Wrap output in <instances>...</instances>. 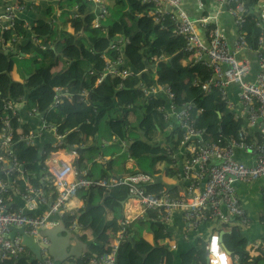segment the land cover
<instances>
[{
	"label": "trees",
	"instance_id": "trees-1",
	"mask_svg": "<svg viewBox=\"0 0 264 264\" xmlns=\"http://www.w3.org/2000/svg\"><path fill=\"white\" fill-rule=\"evenodd\" d=\"M73 1L77 4L79 15L72 25L74 33L61 31L62 41L53 48L46 41H41L39 45L34 42L21 44L20 41L26 39L27 33L24 22L18 17L12 27L0 32V38L4 41L15 38V45L20 42V53L23 54L19 59L13 55L0 54V118L4 114L3 106L6 102L10 101L14 105L24 103L28 112L42 114V121L55 129L59 135L60 147L76 149L78 155L73 166L78 175L85 171L84 177L90 180L107 179L112 177L110 171L114 164L123 166L130 160L135 163L138 171L155 177V181L143 186L146 193L177 197L175 189H168L157 178L164 174L175 183L182 180L177 161L166 154V150L170 149L167 147L169 141L172 142L174 150L180 147L179 132L162 121L153 111L154 103L146 102L139 89L140 82L150 84L149 79L154 72L151 58H167L156 65L155 72L159 83L169 85L178 102H190L194 107L193 113L200 111L195 127L202 130L209 139L217 137L221 123L232 121L231 111L220 102L216 90L205 94L193 85L195 79H208L209 70L184 52V41L175 34L169 21L162 25L153 23L148 16L152 9L151 4L142 3V0H103L107 14L100 20L99 27L93 28L91 24L95 16L94 3L86 0ZM240 2L246 11L241 32H245L246 42L255 47L258 35L256 7L257 4L264 3V0ZM50 14L51 9L48 8L46 16ZM104 21L107 22L106 25ZM53 29L42 21L33 29V34L43 39L54 34ZM80 31L82 34L75 37ZM117 37L121 38V43L117 42ZM57 52L61 57L56 56ZM120 52L124 67H130L139 74L123 81L115 76H103L97 82L105 64L103 57L113 61ZM59 61L62 62V68L56 71ZM146 64L153 66V69L146 68ZM14 65H17L23 78L29 76L23 82L12 80L10 73ZM55 87L67 91L70 98H61L59 105L52 109ZM130 109L138 114L133 123L130 121L131 114L128 113ZM147 119L151 121L149 124ZM241 122L238 121L234 128L238 129ZM1 125L0 120V128ZM13 128L16 143L11 151L14 156L22 158L21 174L29 179L33 187L43 186L34 174L43 172L45 159L59 146H46L40 150L35 145L17 142L19 134L26 135L30 130L27 125L15 122ZM18 129L21 133H17ZM101 138H105L108 143L101 144ZM122 142H131L126 151L120 145ZM107 154L113 158L108 159L104 168L98 159H103ZM156 164H161L162 167L154 169ZM17 187L23 191L24 184L18 180ZM43 188L48 190L46 184ZM79 192L80 199L84 203L88 202L92 208L82 214V210L73 213L63 211L61 221L66 228L75 223L80 226V231L91 233L88 253L76 262L85 264L87 258L111 251L114 235L119 229L118 221L123 219L121 203L127 201L129 194L125 186L108 190L91 187ZM10 195L13 199L16 193L11 191ZM99 201H103V204H98ZM107 211L112 213L110 220L106 218ZM146 218L143 223L134 220L126 228L125 238L117 251L118 264H173L170 249L159 245L167 237L164 223L151 211L147 212ZM144 231L153 235L154 243L157 244L155 247L143 239ZM236 236V232H233L223 238L225 247L232 253L233 264H262L261 257L248 253V243L244 240L232 244L227 239ZM80 239L86 241L85 236ZM130 239L134 248L129 242ZM143 255L144 259L141 257ZM184 261L186 264H207L204 247L189 252ZM3 264L36 263L29 258H20L16 262L8 261Z\"/></svg>",
	"mask_w": 264,
	"mask_h": 264
},
{
	"label": "built area",
	"instance_id": "built-area-1",
	"mask_svg": "<svg viewBox=\"0 0 264 264\" xmlns=\"http://www.w3.org/2000/svg\"><path fill=\"white\" fill-rule=\"evenodd\" d=\"M97 3L99 13L93 22L94 28H98L100 20L106 16V8L98 1ZM142 3L151 4L152 9L148 16L152 18L153 23L162 25L169 21L175 34L184 41V52L209 70L208 79H195L193 85L205 94L216 90L220 102L231 111L232 121L219 125L216 138L209 139L205 136L202 130L195 127L200 111L193 113L194 107L190 102H178L172 88L169 85H161L158 81L156 65L167 58L152 57L154 72L149 79L150 84L140 82L139 89L146 102L154 103L153 111L179 132L180 146L184 150V159L181 160L184 178L189 179V185L183 190V194L172 197L168 194L156 196L146 193L143 186L153 182V175L138 170L124 177L90 180L84 177V171L78 175L75 168L68 163L57 164L51 153L44 161L43 172L38 176V181L48 186V190H44L42 186L33 187L29 183V179L21 174L22 158L12 154L11 149L16 143L13 123H20V120L15 112L16 105L10 101L6 102L3 106L4 114L0 118V264L31 256L21 243V235L16 234L10 239L11 227L23 228L24 235L39 240L40 259L36 264H53L48 251L49 239L41 232L55 225L49 219L52 216L61 217L70 198L76 196L78 191L91 187L105 190L117 186L127 187L128 200H133L144 215L148 211L156 213L164 224L170 221L174 210L182 212L187 229H195L209 221L219 222L220 225L231 227L233 230H236L235 227L249 224L248 214L235 186L238 183H255L264 178V3L256 7L258 35L255 47L246 42L241 32L246 11L240 0H215V9H211L207 14L200 13L197 19L189 17L182 0H142ZM221 6L227 8L236 26V37L231 47L228 46L225 33L217 20ZM202 7L199 2L198 9L201 10ZM22 9L23 6L19 4L5 6V14L2 17L5 24L0 20V32L13 26L17 14ZM14 41L15 38L7 41L0 38V46H9ZM204 41L208 45H205ZM245 51L255 54L256 71H253L248 59L240 56ZM103 58V72L97 82L108 75L115 76L120 81L135 75L129 68L124 67L121 52L113 61ZM53 90L52 109L59 105L61 98H70L64 89L55 87ZM238 121H242L241 126L235 129L234 125ZM44 126L53 130L56 139H59L52 127L45 123ZM17 133H21L19 129ZM19 141L25 145H33V133L19 134L17 142ZM238 152L247 155L248 165L235 160ZM166 154L176 160L170 149L166 150ZM18 180L24 184L23 191L17 187ZM203 180L205 183L201 187ZM11 191L21 197L24 208H15L11 204ZM262 198L264 200V188ZM34 202L46 205V211L39 215L28 212L35 206ZM222 208L226 210L227 216H224ZM131 222L129 217L123 216V219L118 221L119 229L114 235L111 251L98 257H89L85 264H118V247L124 240L126 228ZM71 229L80 230V226L73 223ZM204 250L207 264H233L217 233L209 235ZM247 251L251 256L261 257L264 264V240L248 243Z\"/></svg>",
	"mask_w": 264,
	"mask_h": 264
},
{
	"label": "crops",
	"instance_id": "crops-1",
	"mask_svg": "<svg viewBox=\"0 0 264 264\" xmlns=\"http://www.w3.org/2000/svg\"><path fill=\"white\" fill-rule=\"evenodd\" d=\"M86 1L94 3L93 12L95 11V16L91 24V26L93 27V22L96 20V17L98 15L97 13L99 11V4L97 3V1L99 3L101 2L100 4H102L105 8H106V4L103 2V0H86ZM182 2L185 11L192 19H197L200 13L207 14L211 9H215V0H182ZM199 2L203 5L201 10L198 9ZM10 4H19L23 6V9L17 14V17L24 22V26L26 28V33H27L26 39L20 41L21 44L23 45L26 42H34V44L39 45L41 44V41H46L53 48L55 45L60 44L62 41L61 37L63 36V33H61V31L67 32L69 34L74 33V29L72 25L74 24L73 23L74 20H76L79 17V15L77 14V4L73 0H0V20L2 21L3 24H5V22L2 20V17L5 14V6H8ZM48 8L51 9V14L47 17L46 15ZM106 14H107V9H106ZM217 20L223 32L225 33L228 46L231 47L232 42L236 37V26L234 20L228 14L227 8L225 6H221L219 8ZM42 21L51 25L54 28L53 30H55L54 34L48 35L43 39L33 34V29L38 25L39 22ZM80 34H82V31L75 34V37H78ZM243 36H245L244 31H243ZM118 38L119 37H117L118 41L119 39L121 40V38L119 39ZM205 38L206 36L205 34H203V39ZM20 42L16 44H20ZM13 44L14 43L10 44L9 46H5L3 48L0 47V54L3 53L4 55L6 51L14 53L15 44L14 45ZM204 44L208 45V43L205 41ZM13 56H16L18 59L23 56V54L20 53V45L18 51L15 52ZM56 56L61 57V54L57 52ZM240 56L248 59L251 62L253 71L257 70V61L255 54H253L252 52L245 51L242 52ZM59 62L60 63L56 67V71H59L62 68V62L61 61ZM10 76L12 80L17 82H23V79L29 77L28 75H26L23 78L19 73L17 65H14V68L11 71ZM128 111H129L128 113L131 114L130 121L133 123L138 114L132 109ZM15 112L16 115L18 116V119L20 120V123L23 125H27L31 133L35 132V134L33 135V142L35 146H37L40 150L45 148L46 146H50V147L55 146L56 136L53 133V130L44 126V122L42 121L43 118L42 114L35 113L34 111L28 112L24 103H18L16 105ZM150 119L146 120L148 124L151 122L149 121ZM169 127L171 126L169 125ZM171 128L175 129V127H171ZM107 143L108 141H106L105 138H101V144H107ZM127 143L131 144V142H125V143L122 142L120 144L122 147H124V151H126L125 146ZM169 143L172 144L171 141H169ZM169 143L167 144L168 148H170ZM170 151L175 155L177 163L179 158H181V160L184 159L183 157L184 150L181 146L175 150L170 148ZM175 151H177V153H175ZM77 155L78 154L76 153V149L74 147L68 148V147L59 146L55 151L51 153L52 159H54L57 164L68 163L72 166L74 165V160L77 158ZM236 157L237 158L239 157L241 163L245 165L248 164L247 156H245L244 153L238 152L236 153ZM109 158H113V157H110V154H107L106 156H104L103 159H98V162L105 168L106 167L105 163L108 161ZM89 167L90 165H88V168ZM160 168L161 167H157L156 169H160ZM135 170H138L135 163L128 160L123 166H120L119 164H114L111 167L110 175L112 177H124L126 175L132 174V172ZM40 172H35L34 174L35 178L38 179ZM71 178L73 177H70V179ZM184 180L186 181V178H184ZM184 180L182 179L181 181L175 183L171 181L169 178L165 177L164 174L161 175V177L157 178V181L166 185L168 189L170 190L175 189L177 191V196L183 194V190H181V187L184 183ZM153 181H155L154 176H153ZM263 188H264V178L259 179L255 183L236 184L235 186L236 193L239 196L240 201L244 207L245 212L248 214L250 221L247 226H241L238 228L235 227L236 230H233V232H236L237 234L236 238L233 239H231L230 237L227 238L231 241L232 244L233 243L238 244L239 241H243V240L245 241V243H253L255 241L264 240V200L262 198ZM79 194L80 192L77 193L76 196L68 200V202L66 203L67 212L73 213L75 211H80V210H82L83 212L86 203H84L80 199ZM101 202L102 201H99L98 204H101ZM11 204L14 205L15 208H20V209L24 208V202L19 195H16L13 198V202H11ZM46 209H47L46 205L43 206V205L35 204L33 209L28 212L39 215L45 212ZM25 211L26 213H28L27 210ZM222 211L226 213V210L224 208H222ZM143 215L144 214L142 213V210L139 208L138 205L135 204L133 200H127L126 202H124L123 205L124 217H129L132 221L136 220L139 223H143L146 218L147 212L144 215L145 217L141 219ZM182 215L183 214L180 210L173 211L170 217V221L164 224L165 233L167 237L164 241L159 242V245H163L165 248L170 249V252L173 257V264H186L184 261V257L189 252H192L194 250H200L202 246L204 247V244L210 234L212 233L218 234L221 230L225 232V235L223 236L224 238L226 235H231V233H233L231 232V228L228 230L226 226H222L219 224V222L216 223L214 221L202 223L195 229H187ZM53 217L56 220V222L54 221L55 225H60L63 228H65L66 225L61 221V218L59 216H52L51 218ZM106 218L108 220L112 218V213L110 211H107ZM229 219L231 221V218ZM68 229L72 230L71 226ZM74 230L75 229H73L72 231ZM77 235L79 239L81 236H85L86 241L80 239L81 242L87 244L91 242L90 241L91 233L89 231H79ZM142 235H143L142 236L143 239L147 243H149L153 247L157 245L154 243L153 235L151 233L144 231ZM223 240H222V244L225 247ZM86 249L88 250V246L86 247ZM225 249L229 251V249H227L226 247ZM85 255H86L85 252H83L79 259L84 258ZM230 256H232L231 252H230ZM141 257L142 259H144L145 255ZM76 262L77 260L73 259L70 264H76Z\"/></svg>",
	"mask_w": 264,
	"mask_h": 264
},
{
	"label": "water",
	"instance_id": "water-1",
	"mask_svg": "<svg viewBox=\"0 0 264 264\" xmlns=\"http://www.w3.org/2000/svg\"><path fill=\"white\" fill-rule=\"evenodd\" d=\"M19 45L20 44H16L14 46V49H15L14 53L18 51ZM14 53L6 51L4 54L7 56H12ZM145 66L146 68H149L150 70L153 69V66H150L149 64H146ZM129 69L134 74L137 73L135 70L131 69L130 67ZM129 145L130 143L126 144L125 150L128 149ZM169 146L170 148L173 149V145L171 143H169ZM175 153H177V151H175ZM235 160L240 162L239 157L237 158L236 155H235ZM177 166H178L181 178L184 180V172H183L181 158L178 159ZM204 183H205V180L201 181L200 186L203 187ZM188 185H189V179L186 178V181L184 180L181 190H184ZM102 204H103V201L101 202V205ZM121 205L123 206L124 202H122ZM91 208L92 206L88 202H86L82 213L89 211ZM226 213L223 212L224 216H227ZM79 215L77 217H79ZM49 221L56 222L54 217L50 218ZM78 232H79L78 229H75L74 231H72L66 228V226L65 228H63L60 225H54L51 228L45 229L41 232L42 235L48 237L49 239L50 244L48 246V251H49V255L54 261V264H65V263L70 264L73 259L78 260L81 257L83 252H85V254L88 253V250L86 249L88 244L80 241L77 235ZM16 233L21 235V243L26 248H28V250L32 254L30 261H38L40 259L39 240L24 235L23 228H15V227H11V232L9 233L10 239H13ZM224 235H225V232L220 230V232L218 233V236L220 238V243L222 247L224 248V250L230 255V252L227 251L222 244ZM129 242L132 244V248H134V243L132 242L131 239L129 240Z\"/></svg>",
	"mask_w": 264,
	"mask_h": 264
},
{
	"label": "clouds",
	"instance_id": "clouds-1",
	"mask_svg": "<svg viewBox=\"0 0 264 264\" xmlns=\"http://www.w3.org/2000/svg\"><path fill=\"white\" fill-rule=\"evenodd\" d=\"M244 38H245V36H244ZM3 48V47H2ZM109 76V75H108ZM47 125V124H46ZM54 129V128H53ZM55 130V129H54ZM33 133V135L35 134V132H32ZM59 140V139H58ZM58 140L56 139L55 141H56V144H55V146H53V147H57V146H59V144H58ZM33 145H34V143H33ZM52 153V152H51ZM245 156H247V155H245ZM241 163V162H240ZM243 164V163H242ZM246 165H248V164H246ZM85 172V171H84ZM80 175V174H79ZM42 184V183H41ZM43 185V184H42ZM44 186V185H43ZM42 186V187H43ZM128 200V199H127ZM64 211H67V210H64ZM61 218V217H60ZM133 222V221H132ZM80 231V230H79ZM17 234V233H16ZM15 234V235H16ZM18 235H20V234H18ZM28 249V248H27ZM29 251V250H28ZM30 252V251H29ZM32 257V254H31V256L30 257H27V258H29V260H30V258ZM21 258H26V257H21ZM32 262H35L36 263V261H32ZM53 264H54V261H53Z\"/></svg>",
	"mask_w": 264,
	"mask_h": 264
},
{
	"label": "rangeland",
	"instance_id": "rangeland-1",
	"mask_svg": "<svg viewBox=\"0 0 264 264\" xmlns=\"http://www.w3.org/2000/svg\"><path fill=\"white\" fill-rule=\"evenodd\" d=\"M100 3H101V2H100ZM101 5H102V4H101ZM103 23L106 25L107 22L104 21ZM157 167H162V166H161V164H156V165H154L153 168L155 169V168H157ZM226 227H227V226H226ZM230 228H231V227H227L228 230H229ZM231 232H233V229H232V228H231Z\"/></svg>",
	"mask_w": 264,
	"mask_h": 264
}]
</instances>
